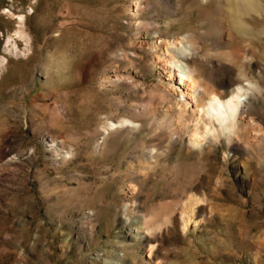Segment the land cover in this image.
I'll list each match as a JSON object with an SVG mask.
<instances>
[{
  "label": "rangeland",
  "instance_id": "374dc122",
  "mask_svg": "<svg viewBox=\"0 0 264 264\" xmlns=\"http://www.w3.org/2000/svg\"><path fill=\"white\" fill-rule=\"evenodd\" d=\"M217 4L0 0V264H264V34L243 51L240 132L193 145V102L184 141L170 130L191 99L166 41L194 35L197 78L226 95L247 85Z\"/></svg>",
  "mask_w": 264,
  "mask_h": 264
},
{
  "label": "bare ground",
  "instance_id": "6f19581e",
  "mask_svg": "<svg viewBox=\"0 0 264 264\" xmlns=\"http://www.w3.org/2000/svg\"><path fill=\"white\" fill-rule=\"evenodd\" d=\"M217 5L215 11L218 20L221 25L227 27L228 32L231 31L233 33L231 41L237 45L236 48L226 52V61L232 62L239 67V73L242 78L247 81V85L240 82L236 89H232L231 93L226 95L225 80H221L220 86L216 88L205 83L202 76H200L199 79L197 78L196 71L198 68L193 67L191 64L193 60L196 59V56H199V43L194 35L184 33L179 39L166 41L168 45H175L178 47L179 51H177L176 54L173 53L167 59V62H172L177 67V76L182 80L181 83H183L185 88L181 90V94L191 99L181 104L179 102L180 110L178 115L174 118L176 122H173L170 126V130L173 135L179 134L175 135L176 141H184L180 133L186 129V127H184L187 123L186 111L188 110V105L193 102L194 117L192 116L190 119L191 123H187V128L191 127V131H189V141L195 146L203 144L209 138H219L222 134H227L230 138L233 133H239L242 129L240 116L244 115V112H247V110H243L245 103L243 97L257 87V81L250 78L243 68L240 69V64L242 62L241 60L244 58L243 51L245 48L249 47L248 45L256 43V39L259 40V38H262V34H264V7H262V0H218ZM225 5L229 6L225 7ZM20 19H22V17H20ZM20 22L22 23V21ZM254 29L259 30L255 31ZM26 34L28 33L24 27L21 25L18 26L16 35L26 38ZM8 44H10L11 49L14 48L9 39ZM180 44L182 47L179 46ZM4 65L5 61L0 59V72L5 67ZM124 122L134 123V120L125 119ZM111 123L114 127L118 126L116 122L111 121ZM169 134L165 136L167 138H173V136ZM154 150L155 149H152L149 153L152 158L158 155V153H154ZM147 162L148 164L153 163L150 160H147ZM204 200V197L195 191L187 195V200L183 202L180 213L184 230L190 221H196L197 217H194L196 207ZM200 208L201 207H199V209ZM155 219V214L151 218L145 217L144 219V226L148 231H151V234L153 229L161 228L160 224H154L156 222ZM169 221L170 219H167V223ZM155 246V244H151V252L154 251Z\"/></svg>",
  "mask_w": 264,
  "mask_h": 264
}]
</instances>
